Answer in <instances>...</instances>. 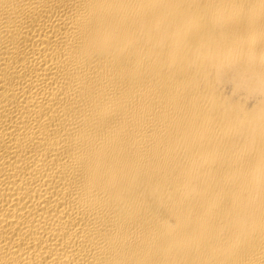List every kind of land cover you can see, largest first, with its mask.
Here are the masks:
<instances>
[{
  "label": "bare ground",
  "instance_id": "bare-ground-1",
  "mask_svg": "<svg viewBox=\"0 0 264 264\" xmlns=\"http://www.w3.org/2000/svg\"><path fill=\"white\" fill-rule=\"evenodd\" d=\"M0 264H264V0H0Z\"/></svg>",
  "mask_w": 264,
  "mask_h": 264
}]
</instances>
